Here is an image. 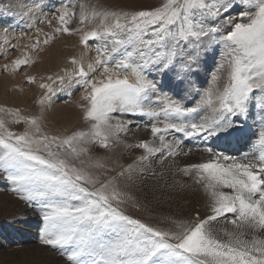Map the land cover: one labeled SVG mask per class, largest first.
Masks as SVG:
<instances>
[{
    "label": "snow or ice",
    "instance_id": "obj_1",
    "mask_svg": "<svg viewBox=\"0 0 264 264\" xmlns=\"http://www.w3.org/2000/svg\"><path fill=\"white\" fill-rule=\"evenodd\" d=\"M56 3L0 10L35 29L19 47L0 27V71L35 66L57 36L80 49L25 73L38 112L0 106V184L36 217L40 245L63 264H264V0ZM77 88L81 124L49 129L54 98ZM187 194L202 210H160Z\"/></svg>",
    "mask_w": 264,
    "mask_h": 264
},
{
    "label": "rangeland",
    "instance_id": "obj_2",
    "mask_svg": "<svg viewBox=\"0 0 264 264\" xmlns=\"http://www.w3.org/2000/svg\"><path fill=\"white\" fill-rule=\"evenodd\" d=\"M27 2L28 0H2L0 10L7 9L17 13L21 5ZM47 2L50 7L58 6L56 0H47ZM92 2L106 6L140 8L156 4L158 0H92ZM44 12L48 13L49 9H44ZM4 26L8 27L9 35L13 37L12 43L16 44L19 41V47L26 44L28 36L35 32L34 28L29 30L26 22L15 23L12 18L0 19V27ZM36 27H44L45 31H49L45 25L39 23ZM75 45L74 37L57 36L45 51L33 53L38 57L35 66L22 67L14 75L0 71V106L18 107L25 114L38 112L34 101L40 90L36 85H30L23 79L25 73L37 75L39 78L41 75L56 72L65 64L67 57L78 55L80 49ZM19 47L16 50H10L8 60L20 54ZM6 62L8 61L0 55V65ZM218 62L219 50L208 58L204 70L199 74V80L205 79L207 82ZM79 93L80 89L77 88L71 97L67 94H59V98H54V103L46 113L49 129H71L81 124L80 111L75 107ZM4 118L8 119L6 116ZM10 126L16 131L22 130V126ZM144 135L146 138V134ZM183 179L187 181L188 178ZM4 187L0 184V264H63L55 252L40 245L36 217L33 216L32 211L14 195L4 191ZM202 204L203 202L199 203V205ZM21 216L26 217L27 220L21 222L18 219Z\"/></svg>",
    "mask_w": 264,
    "mask_h": 264
},
{
    "label": "bare ground",
    "instance_id": "obj_3",
    "mask_svg": "<svg viewBox=\"0 0 264 264\" xmlns=\"http://www.w3.org/2000/svg\"><path fill=\"white\" fill-rule=\"evenodd\" d=\"M199 81L202 82L201 87H204L207 85L206 84L207 82L205 79H200ZM146 136H147V134H146ZM199 155H200L199 153L193 154V156L191 157L192 162H196ZM186 182H190V181L187 179ZM200 202H203V200L201 199V196H199V195L192 196L190 194H187L185 199L177 200L175 203H172L171 205H169L168 203H163L160 210L164 213L173 212V213L180 214V215H188L189 213L194 214V212H193L194 209L199 208L202 210L203 204L199 205ZM30 233H29V235L32 236V234H30ZM32 239H34V237H32Z\"/></svg>",
    "mask_w": 264,
    "mask_h": 264
}]
</instances>
